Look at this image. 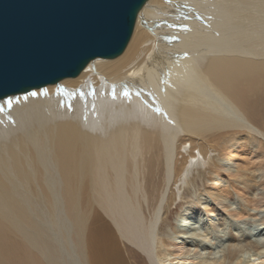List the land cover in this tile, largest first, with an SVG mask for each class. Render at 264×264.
I'll use <instances>...</instances> for the list:
<instances>
[{
  "label": "bare ground",
  "instance_id": "1",
  "mask_svg": "<svg viewBox=\"0 0 264 264\" xmlns=\"http://www.w3.org/2000/svg\"><path fill=\"white\" fill-rule=\"evenodd\" d=\"M0 109V264H264V0H149L120 57Z\"/></svg>",
  "mask_w": 264,
  "mask_h": 264
},
{
  "label": "water",
  "instance_id": "2",
  "mask_svg": "<svg viewBox=\"0 0 264 264\" xmlns=\"http://www.w3.org/2000/svg\"><path fill=\"white\" fill-rule=\"evenodd\" d=\"M148 1L0 0V101L120 57Z\"/></svg>",
  "mask_w": 264,
  "mask_h": 264
},
{
  "label": "rangeland",
  "instance_id": "3",
  "mask_svg": "<svg viewBox=\"0 0 264 264\" xmlns=\"http://www.w3.org/2000/svg\"><path fill=\"white\" fill-rule=\"evenodd\" d=\"M207 14H205L203 17H205ZM209 16H206V20H210L211 17ZM76 79V78H75ZM68 80V79H67ZM72 80V79H71ZM55 86V85H53ZM41 90V89H39ZM198 178V179H197ZM204 181V180H203ZM202 181L201 178L197 177V176H194V184L189 186L188 187V190H184L182 193H181V197L182 198L181 200H179L180 198H178V200L175 202L174 206L172 207V209H170V213H169V216L167 217V221L166 223H163L162 226H161V233H166V234H173V230L174 228L176 227L177 224H179V218H178V215H179V212L181 210L182 207L185 206V204H187L192 198L194 195L196 194H199L200 192L203 191L204 189V182ZM197 186V187H196ZM193 187H196L194 188L193 190ZM199 190V191H198ZM237 206V204H233V207L235 208ZM171 214V215H170ZM261 215H263V213H261ZM178 219V220H177ZM169 221V222H168ZM234 223V221H233ZM236 224V222L234 223V225ZM251 224V223H250ZM234 229L237 231H241L242 234H244V238L247 242H250L249 240L247 239H250L252 240L251 237H249L250 235V232H249V229L248 228H254V226H248V227H245L244 225V228H237L236 226H233L231 227V229ZM264 226H260L258 227L257 230H255V233H260V234H264ZM169 229V230H168ZM243 229V230H242ZM247 233V234H246ZM254 233V231H253ZM254 233V234H255ZM249 237V238H248ZM246 242V243H247ZM129 249V248H128ZM129 256H130V261H131V264H148L147 260L141 255L139 254L138 252H136L135 250L133 249H129Z\"/></svg>",
  "mask_w": 264,
  "mask_h": 264
},
{
  "label": "snow or ice",
  "instance_id": "4",
  "mask_svg": "<svg viewBox=\"0 0 264 264\" xmlns=\"http://www.w3.org/2000/svg\"><path fill=\"white\" fill-rule=\"evenodd\" d=\"M44 94H45V95H47V92L45 91V93H44ZM31 95H32V96H36V95H37V93H36V92H32V93H31ZM124 95H125V96H127V95H128V92H127V91H125ZM113 98H115V93H113ZM25 99H26V97H25ZM12 103H13V101H12V100H8V101H7V104H8V106H9V107H11V106H12ZM0 110H2V109H0Z\"/></svg>",
  "mask_w": 264,
  "mask_h": 264
}]
</instances>
